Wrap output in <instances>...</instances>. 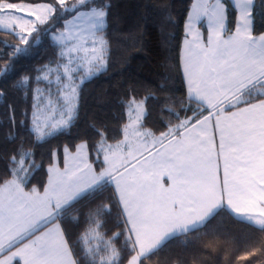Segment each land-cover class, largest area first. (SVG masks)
Instances as JSON below:
<instances>
[{
	"label": "trees",
	"instance_id": "obj_1",
	"mask_svg": "<svg viewBox=\"0 0 264 264\" xmlns=\"http://www.w3.org/2000/svg\"><path fill=\"white\" fill-rule=\"evenodd\" d=\"M223 2L229 33L237 14L227 0ZM0 3L48 4L55 10L26 42L0 29V188L13 179L22 159L27 169L24 190L43 192L55 155L61 161L63 150L73 152L82 143L94 168L101 169L98 147L122 140L132 101L144 104L141 128L154 135L178 130L183 121L194 122L208 113L188 97L180 65L193 0H89L71 12L56 0ZM90 8L105 11L106 26L98 32L106 43L105 68L78 87L75 115L67 127L39 139L32 130L34 91L47 86L37 77L45 67L62 61L51 36L77 12ZM252 33H264V0L254 1ZM243 98L235 107L264 99V93ZM54 222L59 223L76 264H128L137 252L107 182L61 210ZM139 264H264V227L239 220L222 208L203 226L170 238Z\"/></svg>",
	"mask_w": 264,
	"mask_h": 264
},
{
	"label": "crops",
	"instance_id": "obj_2",
	"mask_svg": "<svg viewBox=\"0 0 264 264\" xmlns=\"http://www.w3.org/2000/svg\"><path fill=\"white\" fill-rule=\"evenodd\" d=\"M227 1L237 14L232 32H227L223 0L200 5L193 0L201 6L203 19L192 33L185 23L181 44L188 97L208 113L194 122L183 121L178 130L154 135L141 128L144 104L134 102L131 119L127 109L122 140L98 147L101 169L92 165L86 144L73 152L63 150L62 160L55 155L48 169L43 192H26L27 169L24 163L17 166L18 182L14 170L13 179L0 188V264H76L54 220L106 182L114 190L136 254L151 253L170 238L200 228L222 208L264 227V99L235 107L245 94L264 93V33L254 35L252 21L240 22L239 9L252 17L255 0H245V5ZM13 203L42 212L37 223L16 233L13 218L9 220ZM36 239L39 249L25 257L11 256Z\"/></svg>",
	"mask_w": 264,
	"mask_h": 264
},
{
	"label": "rangeland",
	"instance_id": "obj_3",
	"mask_svg": "<svg viewBox=\"0 0 264 264\" xmlns=\"http://www.w3.org/2000/svg\"><path fill=\"white\" fill-rule=\"evenodd\" d=\"M66 11H73L89 0H56ZM198 5L203 0H195ZM220 1V0H219ZM236 4H246L245 0H233ZM69 2V3H67ZM67 3V4H66ZM219 8V4L215 5ZM225 9L224 5H222ZM198 7V8H197ZM201 6H195L193 2L188 18L186 30L188 33L194 31L196 23H200L203 14L198 10ZM208 10H213L211 7ZM240 22L245 24L251 22L250 14L246 16L245 8L239 9ZM214 12V11H213ZM53 6L48 4L27 5V4H5L0 3V29L16 33L23 42H26L35 28L54 16ZM225 15V13H224ZM223 16V15H220ZM106 26L105 11L97 8H90L77 12L72 18L64 22V29L53 34L52 40L60 48L62 61L59 65L47 66L37 77L45 82L46 88L39 87L34 91L35 106L32 115V130L39 139H43L59 130L64 129L75 115L77 90L84 81L99 73L105 68L106 43L98 32ZM133 101L129 103V116H132ZM55 112V113H53ZM23 160L17 165L22 166ZM17 167V168H18ZM16 181L18 173L15 170ZM20 200V199H18ZM16 202V201H15ZM25 203V202H24ZM24 203L22 205H24ZM14 204L11 207L9 220L13 218L16 233L37 223L42 212H31L23 209L22 206ZM260 218L264 219V215ZM97 240V235L92 236ZM39 239L28 243L25 247L18 249L11 256L25 257L39 249ZM34 244H37L34 246ZM150 251H154V248ZM149 251H141L129 261L128 264H139L140 260L148 255Z\"/></svg>",
	"mask_w": 264,
	"mask_h": 264
}]
</instances>
